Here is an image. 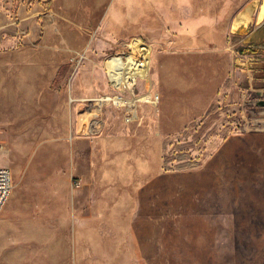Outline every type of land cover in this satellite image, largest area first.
<instances>
[{
  "label": "rangeland",
  "instance_id": "obj_1",
  "mask_svg": "<svg viewBox=\"0 0 264 264\" xmlns=\"http://www.w3.org/2000/svg\"><path fill=\"white\" fill-rule=\"evenodd\" d=\"M263 13L264 0H0V264H264V72L243 66L264 60L248 42ZM135 38L153 49L137 94L159 102L127 124L82 100L116 94L106 62Z\"/></svg>",
  "mask_w": 264,
  "mask_h": 264
},
{
  "label": "built area",
  "instance_id": "obj_2",
  "mask_svg": "<svg viewBox=\"0 0 264 264\" xmlns=\"http://www.w3.org/2000/svg\"><path fill=\"white\" fill-rule=\"evenodd\" d=\"M152 51L150 43L142 38H135L127 45V50L124 53L112 56L106 62L105 71L107 79L116 94L112 98H109L110 101L106 102L105 106L113 104L116 107L124 108V121L127 124L139 121L138 110L142 104H149L154 107L158 105L159 95L152 92V87L146 93L137 94V89L148 80L147 75L151 70ZM147 95H149V100H140ZM115 98L128 101L134 100L135 102L132 105L128 103L116 105ZM97 100H85L84 102H90V104L98 106ZM71 101L75 102V100ZM94 122L98 123L96 119L92 123L90 122L89 127L91 132H95L92 131ZM12 190L13 178L11 170L0 168V216L12 194Z\"/></svg>",
  "mask_w": 264,
  "mask_h": 264
},
{
  "label": "crops",
  "instance_id": "obj_3",
  "mask_svg": "<svg viewBox=\"0 0 264 264\" xmlns=\"http://www.w3.org/2000/svg\"><path fill=\"white\" fill-rule=\"evenodd\" d=\"M257 23H259L258 26L254 29L250 40H248L252 46L264 45V31L261 29L264 27V19L260 22L257 21ZM245 65L249 68V72H264V60L262 59L254 60V58H250L247 64L243 66L245 67ZM82 101H85V99Z\"/></svg>",
  "mask_w": 264,
  "mask_h": 264
},
{
  "label": "bare ground",
  "instance_id": "obj_4",
  "mask_svg": "<svg viewBox=\"0 0 264 264\" xmlns=\"http://www.w3.org/2000/svg\"><path fill=\"white\" fill-rule=\"evenodd\" d=\"M249 21H250V18L248 16L241 15L238 18V20L235 22L234 29L237 30L238 28H241V26H247ZM147 78L148 79L150 78V73L147 75ZM109 98H112V96H108V97L105 96V97H102V98L97 100L98 101V106H99V112L101 111V107L103 108L105 106V103L110 101ZM114 100H115L116 105H120V104H123V103H128L129 105H132L135 102L134 100L128 101V100L119 99V98H115ZM140 100H149V95H147L146 97H142ZM91 123H92V121H91ZM99 128H100V124L97 123V122H94V125L92 127V131H97Z\"/></svg>",
  "mask_w": 264,
  "mask_h": 264
},
{
  "label": "water",
  "instance_id": "obj_5",
  "mask_svg": "<svg viewBox=\"0 0 264 264\" xmlns=\"http://www.w3.org/2000/svg\"><path fill=\"white\" fill-rule=\"evenodd\" d=\"M255 13V9L251 7L250 9L247 10V16L252 18L253 14Z\"/></svg>",
  "mask_w": 264,
  "mask_h": 264
},
{
  "label": "trees",
  "instance_id": "obj_6",
  "mask_svg": "<svg viewBox=\"0 0 264 264\" xmlns=\"http://www.w3.org/2000/svg\"><path fill=\"white\" fill-rule=\"evenodd\" d=\"M250 52H252V53H256L254 50H253V51H250Z\"/></svg>",
  "mask_w": 264,
  "mask_h": 264
}]
</instances>
